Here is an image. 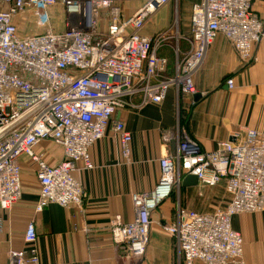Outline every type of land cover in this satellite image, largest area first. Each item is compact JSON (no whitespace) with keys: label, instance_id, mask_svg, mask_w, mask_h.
<instances>
[{"label":"built area","instance_id":"obj_1","mask_svg":"<svg viewBox=\"0 0 264 264\" xmlns=\"http://www.w3.org/2000/svg\"><path fill=\"white\" fill-rule=\"evenodd\" d=\"M253 1H194L188 35L180 33L176 20L172 34L164 30L146 37L141 32L153 15L179 0H142L131 17L124 16L121 0H0V209L10 210L21 197L22 156L34 163L40 184L36 212L51 204L81 206L84 190L74 173L94 169L90 150L110 127L120 135L123 156H131L132 134L114 118L118 112L162 104L170 89L179 100L195 95V76L220 35L243 63L253 60L254 46L264 40V19ZM58 5L61 31L52 21ZM21 22L28 25L26 33ZM168 48L175 57L172 69L159 54ZM226 83L234 88L232 78ZM163 140L173 143L174 151L159 161V183L152 192L133 195L132 222L119 216L112 222L114 244L127 258H143L153 211L194 175L200 187L223 186L229 201L203 213L175 204L174 221L164 229L184 264H245L244 239L232 220L264 212V132L241 128L210 152L180 124ZM43 141L60 146L64 160L51 165L39 155ZM36 240L30 223L25 247L10 249L9 264H41Z\"/></svg>","mask_w":264,"mask_h":264},{"label":"crops","instance_id":"obj_2","mask_svg":"<svg viewBox=\"0 0 264 264\" xmlns=\"http://www.w3.org/2000/svg\"><path fill=\"white\" fill-rule=\"evenodd\" d=\"M253 10L264 19V0H254ZM129 13L127 10L125 17ZM52 21L56 30L63 29L61 6L52 10ZM149 22L141 34L153 37L160 27ZM27 27L23 22L19 24L22 33ZM100 29L107 31L105 20ZM162 51L161 56L170 61L172 58L174 63L172 50ZM253 56L251 62L243 63L231 43L220 35L195 76L196 94H201L198 100L194 95L179 100L175 90L170 89L162 104L118 112L114 118L122 120L132 134L131 156H123L120 135L110 127L90 150L94 169L74 173L84 190L81 206L51 204L36 212L40 184L34 163L22 156L21 197L10 210L0 209V264H9L11 248L25 247L24 233L30 223L36 228L34 248L41 264H184L175 239L164 229L174 221V197L153 211L150 243L141 259L127 258L116 247L110 227L118 216L125 223L132 222L136 215L133 195L156 188L161 178L159 161L174 151V144L167 146L163 138L179 124L187 128L183 122L186 114L190 115L188 134L208 152L241 128L264 132V40L254 46ZM230 78L234 80L233 89L226 83ZM134 103L139 105L140 100L136 98ZM36 152L51 165L64 160L63 149L50 141L41 142ZM232 226L244 239L245 264H264V212L235 216Z\"/></svg>","mask_w":264,"mask_h":264},{"label":"rangeland","instance_id":"obj_3","mask_svg":"<svg viewBox=\"0 0 264 264\" xmlns=\"http://www.w3.org/2000/svg\"><path fill=\"white\" fill-rule=\"evenodd\" d=\"M139 1L142 0H121L120 4L124 10V16H126L125 14L127 10H129L130 13L128 17H131L140 7L141 4H135ZM191 2L192 0H184L183 4V0H179L178 4L172 3L166 7H163L153 15V17L149 20V23L152 24L153 27H160V32L165 30L169 34H172L173 24L176 20H178L180 26L184 28L185 32H189V15L190 6L192 5ZM189 112L191 111H188V113ZM186 115L188 116L189 114ZM174 196L175 198L172 200L173 205L180 203V205L183 207H187L199 212H208L217 210L218 208H224L229 201L223 186L216 187L214 189L199 186L197 189L190 191H183L180 189V191L176 192Z\"/></svg>","mask_w":264,"mask_h":264},{"label":"water","instance_id":"obj_4","mask_svg":"<svg viewBox=\"0 0 264 264\" xmlns=\"http://www.w3.org/2000/svg\"><path fill=\"white\" fill-rule=\"evenodd\" d=\"M201 94L194 95L195 100L200 98ZM199 185L198 178L194 175H187L182 181L183 188L197 187Z\"/></svg>","mask_w":264,"mask_h":264},{"label":"trees","instance_id":"obj_5","mask_svg":"<svg viewBox=\"0 0 264 264\" xmlns=\"http://www.w3.org/2000/svg\"><path fill=\"white\" fill-rule=\"evenodd\" d=\"M183 4H184V0H183ZM190 14H191V6H190ZM189 17H190V15H189ZM179 31H180V33L181 34H185V35H188L189 34V32H185V30H184V28H182L181 26H180V24H179ZM162 52L163 51H161L159 54L160 55H163L162 54ZM171 55L173 56V52L171 51ZM172 64H173V62H172V58H171V61L169 60V67H172ZM189 120H190V116L188 115L187 116V119L186 120H183V122L184 121H186V122H184V124L186 123V130L188 131V127H189ZM219 187V186H218ZM183 191H188L187 190V188H181ZM174 198H175V196H173ZM182 206V205H181ZM213 211H215V210H213ZM213 211H208V212H213ZM199 212V211H198ZM201 213H203V212H201Z\"/></svg>","mask_w":264,"mask_h":264},{"label":"bare ground","instance_id":"obj_6","mask_svg":"<svg viewBox=\"0 0 264 264\" xmlns=\"http://www.w3.org/2000/svg\"><path fill=\"white\" fill-rule=\"evenodd\" d=\"M243 215V214H242Z\"/></svg>","mask_w":264,"mask_h":264}]
</instances>
